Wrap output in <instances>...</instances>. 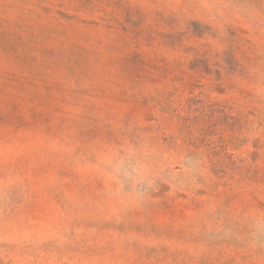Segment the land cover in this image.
<instances>
[{
  "label": "rangeland",
  "instance_id": "obj_1",
  "mask_svg": "<svg viewBox=\"0 0 264 264\" xmlns=\"http://www.w3.org/2000/svg\"><path fill=\"white\" fill-rule=\"evenodd\" d=\"M0 264H264V0H0Z\"/></svg>",
  "mask_w": 264,
  "mask_h": 264
}]
</instances>
